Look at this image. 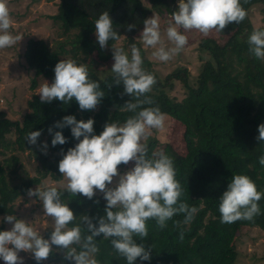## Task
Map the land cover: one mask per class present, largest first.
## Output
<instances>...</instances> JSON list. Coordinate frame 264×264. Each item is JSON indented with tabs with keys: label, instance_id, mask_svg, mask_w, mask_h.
<instances>
[{
	"label": "trees",
	"instance_id": "trees-1",
	"mask_svg": "<svg viewBox=\"0 0 264 264\" xmlns=\"http://www.w3.org/2000/svg\"><path fill=\"white\" fill-rule=\"evenodd\" d=\"M148 1L149 5H145L142 0H57L56 12L50 14V18L58 23L64 33L75 29L68 40L70 46H65L66 41H57L51 47L40 37L26 40L22 55L27 66L33 70L30 87L36 86L38 76L54 80V68L61 61L60 55L69 52L77 64L87 67L89 79L98 82L105 95L98 106L89 111L81 110L74 98L68 104L58 99L41 103L40 96L33 93L27 101L29 110L22 115L21 120L8 117L5 110L0 108V155L4 153L2 146L6 134L13 128L17 132L13 141L16 148L24 150L31 147L33 144L28 143L27 135L40 131L41 134L46 133L48 148L58 153L54 160L45 163L43 173L18 175L19 180L13 183L9 182L7 172L17 175L18 155L13 153L4 161L0 158L2 219L15 212L14 200L33 185L39 184L43 176L49 175L54 180L62 178L58 168L62 153L66 154L78 141L72 136L70 126L57 128V122H62L65 116H75L77 121L94 119V134L99 135L107 122L123 124L134 115L122 110L133 97L121 95L123 85L115 84L114 73L111 71L101 77L86 63L93 52L101 61L113 58L112 45L115 41L110 40L108 47L101 49L95 36V20L102 12H109L113 30L121 35L123 31H128V25L136 26L129 33L137 32L151 11L172 13L178 8L176 0ZM241 3L247 16L241 23L233 22L223 30L227 35L223 42L210 37L199 40L198 46L205 49L209 57L203 61L195 85L187 82L184 70L187 90L181 99L147 94L154 104L143 107L158 106L162 113L184 126L182 175H176L175 178L183 188L181 199L199 211L194 220L182 229L174 226V221L183 220L182 215L173 217L164 229H159L155 220L147 221L148 237L144 240L139 237L134 239L152 248V258L150 261L138 258L135 264H231L237 254L234 239L238 230L243 225L264 229V196L259 201L261 212L253 221L240 220L225 224L221 223L219 213V199L236 174L250 177L258 191L264 193V166L259 163V157L264 155V143L256 139L259 126L264 124V61L249 53L247 43L253 30H264V26L254 28L248 14L250 6L255 3L263 4L264 10V0H250L248 4H243L241 0ZM127 40L140 49L143 69L155 77L158 87L161 86L159 76L151 66L152 62L144 55L140 41L133 39L132 35H128ZM49 128L53 129L52 133ZM57 131L63 133L67 142L52 146ZM65 186L49 184L41 190L57 187L62 193V202L68 204L75 215L68 227L80 226L82 233L88 234L81 223V216L105 215L106 203L97 195L91 200L80 194L72 196ZM181 230L184 232L183 240L180 239ZM52 231L53 228L46 230L43 237L48 239ZM96 243L100 249L94 257L98 264H127L126 259L115 252L110 240H103L101 236L96 238ZM46 260L50 264H73L64 259L63 252L54 248ZM33 261L37 262L34 258Z\"/></svg>",
	"mask_w": 264,
	"mask_h": 264
},
{
	"label": "clouds",
	"instance_id": "clouds-1",
	"mask_svg": "<svg viewBox=\"0 0 264 264\" xmlns=\"http://www.w3.org/2000/svg\"><path fill=\"white\" fill-rule=\"evenodd\" d=\"M249 2L243 0V4ZM246 16L247 11L241 0H179L178 8L172 13L166 28V39L172 47H165L160 17L156 14L143 21L139 39L145 48L155 50L152 52L155 59L168 62L188 44L187 36L179 29L195 30L206 37L213 31L222 33L228 25L233 22L239 24ZM13 25L7 0H0V50L22 41L21 35L12 34ZM135 27L128 25L127 30L132 31ZM95 36L101 49L107 48L110 40L121 39L113 30L109 12H102L95 20ZM247 43L249 53L264 61V30H253ZM112 50L114 63L111 71L115 84L123 85L122 96L133 97L122 110L134 115L123 124L107 122L99 135L94 134V119L77 121L75 116H65L62 122L55 125L61 129L70 126L72 136L78 141L66 154L62 153L63 158L59 161V172L67 181L65 190L72 196L80 194L89 200L97 191L103 193L107 202L105 215L81 216V223L88 233L84 234L80 226L68 227L75 215L68 204L62 202V193L57 187L29 189L27 195L39 198L44 215L54 221V229L50 238L45 239L28 221L18 220L13 215L6 216L4 220L13 227L0 231V259L5 264H23V257L19 255L21 251L33 254L37 264H40L49 257L53 245L64 253L65 260L73 264H98L94 258L100 251L96 238L101 236L103 240H110L115 252L125 258L127 264H135L138 258L150 261L152 248L134 239L139 237L144 240L148 237L147 221L155 220L157 227L164 229L173 217L182 215L183 220L174 221V226L182 229L194 220L199 211L181 199L183 188L175 178L172 158L163 151H154L149 158L148 146L142 142L150 135L149 129H164L166 115L158 106L143 107L154 104L147 94L152 91L156 79L143 69L140 49L133 44L130 57L115 44ZM54 73V82H46L37 90L41 103L58 99L68 104L74 98L81 110L90 111L98 106L105 95L100 90V84L89 79L87 67L72 59L58 62ZM52 131L49 128V132ZM258 131L256 139L264 143V124L259 126ZM40 135V131L30 132L27 135L28 143L36 144ZM66 142L63 133L57 131L51 143L56 146ZM47 147L45 142L42 147L44 154H47ZM130 162H134V167L121 174L119 166ZM259 163L264 166V155L259 157ZM115 177H119L118 183H114ZM262 196L264 193L258 191L250 177L234 175L219 199L221 223L253 221L261 212L259 201ZM94 220L97 222L94 223ZM183 238L184 232L181 230L180 239Z\"/></svg>",
	"mask_w": 264,
	"mask_h": 264
},
{
	"label": "rangeland",
	"instance_id": "rangeland-1",
	"mask_svg": "<svg viewBox=\"0 0 264 264\" xmlns=\"http://www.w3.org/2000/svg\"><path fill=\"white\" fill-rule=\"evenodd\" d=\"M142 2L145 5H149L148 0H142ZM7 3L14 22L11 32L14 35H21L23 39L11 48L0 50V108L5 110L8 117L21 120L22 115L29 110L27 101L32 97V94H37V90L42 84L54 82V80L47 77L38 76L36 86L34 88L30 87L33 70L27 66L22 55L26 40L29 37H40L45 39L51 47L57 41H66L65 46L69 47L68 40L75 29L64 33L58 23L50 18V14L56 12L57 0H7ZM262 6L263 4L261 3H255L249 8V19L254 28L264 26V10ZM172 13L151 11L148 15V18L154 14L160 17L161 33L165 40V47L173 46L166 39V28ZM142 30L143 25L133 34L123 31L120 35L121 39L115 41V45L122 47L125 52L131 55L132 44L127 40V36L132 35L133 39L139 40L144 49V55L152 62L151 66L158 74L159 82L162 84L158 87L156 82L150 93L163 98L181 99L187 90L183 78L184 70L187 73V82L195 85L202 63L209 57V53L198 46L199 40L205 38V36L195 30L184 31L179 29L182 34L187 36L188 44L172 60L161 62L152 56L154 49L143 46L142 41L139 39ZM206 37L223 42L227 35L223 32L213 31ZM60 59L73 60V57L68 52L61 54ZM113 63L112 57L101 61L96 56V53L93 52L86 65L103 77L111 73ZM183 129L184 126L180 121L166 115L164 129L162 131L149 129L150 135L142 141L148 146L149 158H151V154L154 151H163L171 157L178 177L182 175L181 156L185 153ZM16 134L17 132L14 128L6 134L5 144L2 146L4 153L0 155L3 161L13 153L19 157L16 164L17 175L7 172L10 183L18 181V175H40L44 171L45 163L54 160L58 154L48 147L47 154L42 151L43 144L46 142V133L39 136L36 144L24 150L16 148V143L13 142ZM132 167H134V162H130L128 165L122 164L119 166V171L123 174ZM118 180L119 177H115L114 183H118ZM66 183L67 181L63 176L60 180H54L49 175H45L41 178L39 184H35L29 189H37L38 187L42 189L44 185L49 184L65 186ZM27 192L14 200L15 212L12 215L18 220L28 221L41 234L48 229H54L52 218L44 215L42 202L36 196L29 197ZM96 195L104 203H107L103 198V193L97 191ZM1 217L2 215H0V231L11 230L13 224L6 222ZM234 244L237 254L231 264H264L263 228L243 225L236 234ZM53 248L62 253L57 246L53 245ZM19 255L23 257V264H37V262L33 261V254L21 251ZM0 264H5V262L0 259ZM40 264L50 263L47 260H43Z\"/></svg>",
	"mask_w": 264,
	"mask_h": 264
},
{
	"label": "built area",
	"instance_id": "built-area-1",
	"mask_svg": "<svg viewBox=\"0 0 264 264\" xmlns=\"http://www.w3.org/2000/svg\"><path fill=\"white\" fill-rule=\"evenodd\" d=\"M176 3L179 4V0H176Z\"/></svg>",
	"mask_w": 264,
	"mask_h": 264
}]
</instances>
